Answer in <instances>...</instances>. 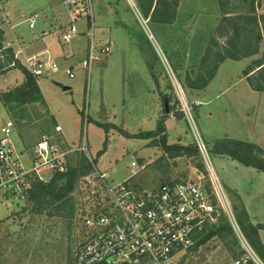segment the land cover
I'll list each match as a JSON object with an SVG mask.
<instances>
[{"label":"rangeland","instance_id":"1","mask_svg":"<svg viewBox=\"0 0 264 264\" xmlns=\"http://www.w3.org/2000/svg\"><path fill=\"white\" fill-rule=\"evenodd\" d=\"M71 1L0 0V136L3 126L13 123V141L26 162L44 135L65 151L55 116L67 139L76 149L86 145L113 185L132 178L131 164L137 162L146 168L135 169L133 181L143 187L201 181L213 197L211 167L229 207L221 208L219 220L209 226L211 238L199 244L193 263L228 264L241 253L243 237L264 260L243 230L249 223L261 225L264 246V172L225 152L231 142H246L259 148L264 159V0H92L93 31L88 19L73 21ZM33 15L47 36L34 42L29 53H73L66 61L53 59L58 73L38 77L52 110L46 101L23 106L1 101L23 84L24 74L9 62V51L18 60L15 50L26 43L22 39L41 37L39 27L29 28ZM71 25L79 32L64 43L62 33ZM92 32L96 44L111 42L113 50L93 65L89 76L80 63ZM259 34L258 53L235 60L238 40ZM67 68L76 69L74 79ZM164 136L168 145L197 147L199 154L172 157L165 153ZM106 140L107 153L98 157ZM84 157L83 150L71 154L69 167ZM84 177L71 194L75 213L70 219L48 211L26 213L24 200L0 199V264H75L81 241L77 209L91 204L81 189ZM244 212L248 216L241 221Z\"/></svg>","mask_w":264,"mask_h":264},{"label":"built area","instance_id":"2","mask_svg":"<svg viewBox=\"0 0 264 264\" xmlns=\"http://www.w3.org/2000/svg\"><path fill=\"white\" fill-rule=\"evenodd\" d=\"M69 6L74 9L73 21L88 19L93 31L92 0H72ZM38 18L33 15L27 20L30 29L36 28ZM78 32L76 25H71L61 39L71 43ZM91 37L87 55L80 63L89 76L93 65L109 57L113 50V43L96 44L93 32ZM24 66L37 78L60 70L45 54L28 58ZM65 73L70 79L76 77L74 68H67ZM56 131L62 133V128L57 126ZM13 135V123L5 124L0 136V199L27 202L33 183H48L56 173L68 172L69 157L78 150L86 152L93 166L81 187L91 204L77 209L81 241L75 264H194L199 242L209 226L219 220L221 208L229 207L227 195L211 167L213 197L201 181L182 180L158 188L143 187L133 181L137 175L135 169L146 168L144 163L139 166L137 162L131 164L132 178L113 185L108 182V174L96 167L86 145L81 149L68 145L62 151L44 135L34 156L26 162L14 144ZM199 144L204 152V144ZM240 242L241 253L228 264H264L246 238H240Z\"/></svg>","mask_w":264,"mask_h":264},{"label":"trees","instance_id":"3","mask_svg":"<svg viewBox=\"0 0 264 264\" xmlns=\"http://www.w3.org/2000/svg\"><path fill=\"white\" fill-rule=\"evenodd\" d=\"M150 9L144 11V14L146 16H149ZM241 34L244 35L245 32H242ZM260 39V34L256 35V38L247 37L239 39L238 51L236 52L234 59L239 60L240 58L251 57L258 53V43L260 42ZM9 53L11 55V59L9 60V62H13L14 65H17L20 68V70L24 74L25 79L20 87L16 88L14 91L6 93L5 95H2L1 101L5 105H8L10 103H17L20 106L37 101L45 102L38 85V78L35 77L18 60H15V54L13 50H10ZM260 66H263L262 68H264V63H262ZM150 136H152V133H149L144 138H149ZM162 140L165 153H170L172 157H179L184 155L192 157L199 154V149L197 147H195V149H192L191 147L168 145L166 136H164ZM227 145L229 148L227 147L225 152L227 151L228 155L233 160H237L245 166L254 167L264 172V159L257 154L256 151L261 152V150H259V148H257L255 145L240 141H236L234 143L231 142ZM231 145L232 147L230 148ZM233 145H235V148L233 147ZM107 148L108 141L106 140L104 142V148L98 153V157L103 156L107 152ZM92 170L93 166L90 163L89 159L84 157L82 160H80L77 166H70L68 172L56 173L48 183L35 181L33 183V188L29 193L26 205L22 211L30 214H42L45 211H48V213L53 216L56 215L58 217H64L68 219L73 218L75 207L74 203L72 202L71 194L75 189L77 181L81 177L90 174ZM244 213L239 214L241 221L242 216H246V218L248 216L247 212ZM249 224H247L246 226L245 224H243L245 226L243 230L246 232L247 238L250 240L256 250L264 257V246L262 245L259 238V231L263 229V227L261 225H258V227L251 223ZM209 238H211V234H206V236L203 237L199 244H203Z\"/></svg>","mask_w":264,"mask_h":264},{"label":"crops","instance_id":"4","mask_svg":"<svg viewBox=\"0 0 264 264\" xmlns=\"http://www.w3.org/2000/svg\"><path fill=\"white\" fill-rule=\"evenodd\" d=\"M18 25V24H17ZM17 25L15 26V28L17 27ZM40 28V25H36V28L35 29H37V28ZM30 28V27H29ZM35 29H30V30H35ZM40 30H41V37L40 38H36V39H31V40H29V39H27V40H24V39H22V41H25L26 43H24V44H22V45H19V46H17V48H16V58L20 61V62H22L23 63V65H26V61H27V59L28 58H30V57H33V56H37V55H40V54H45V55H49L51 58H52V60L53 59H59L60 61H66V59L68 58V57H71L72 55H73V53H72V51L70 50V49H68V50H66V51H62V53L60 52V51H58L57 53H56V56H54L51 52H49L48 50H45V51H42V52H40V53H38V54H36V55H34V54H32V53H29L28 52V50H29V48L32 46V44L34 43V42H36V41H40L41 39H43V37H45V36H47V34H44V31H45V29L43 28H40ZM21 41V42H22ZM61 50V49H60ZM51 53V54H50ZM52 55V56H51ZM57 55H58V57H57ZM20 82H24V77H21V81ZM38 83H39V87H40V90H41V92H42V95H43V97H44V100L46 101V103H47V105H48V107L52 110V108H51V104L49 103V100H48V98H47V96L45 95V93H44V89H43V87L41 86V79H39L38 80ZM52 114H54V113H52ZM54 116V115H53ZM54 119H55V121H56V124H58L61 128H62V134L61 135H63V138H64V140H65V142H66V144H67V146L68 145H72V146H74V141H70L69 139H67V137L65 136V134H64V130H63V127H62V125L60 124V122L58 121V119L54 116ZM107 153V152H106ZM106 153L103 155V156H101V158H103L105 155H106ZM253 224V223H252ZM254 225V224H253ZM255 226H257V225H255ZM261 237H262V229L259 231V238H260V241H261ZM261 243H262V241H261ZM262 245H263V243H262Z\"/></svg>","mask_w":264,"mask_h":264},{"label":"water","instance_id":"5","mask_svg":"<svg viewBox=\"0 0 264 264\" xmlns=\"http://www.w3.org/2000/svg\"><path fill=\"white\" fill-rule=\"evenodd\" d=\"M166 111L169 112V109H168V102H166Z\"/></svg>","mask_w":264,"mask_h":264}]
</instances>
